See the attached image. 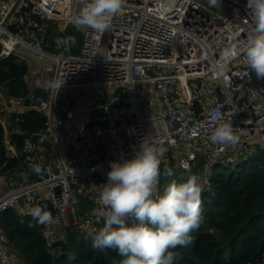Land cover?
I'll return each instance as SVG.
<instances>
[{
  "label": "built area",
  "instance_id": "2783aa9c",
  "mask_svg": "<svg viewBox=\"0 0 264 264\" xmlns=\"http://www.w3.org/2000/svg\"><path fill=\"white\" fill-rule=\"evenodd\" d=\"M246 3L222 0L212 7L208 0H124L107 30L98 33L73 23L84 0H22L10 23L14 30L10 24L2 26L12 6V0H2L0 58L29 51L55 62L48 96L15 99L5 109L37 110L47 121L37 143H24L30 177L0 190V222L4 211L24 213L27 204L30 213L45 197L54 217L42 228L47 245L70 227L87 234L101 228L107 210L99 202L98 189L107 180L110 162L131 158L141 143L160 149L161 163L174 157L181 170L201 166L206 187L211 186L215 166L235 164L264 147V78L249 72L244 56L254 27ZM47 21L81 30L80 52H46ZM227 48L234 52L224 61ZM221 61L226 63L223 72L214 70ZM56 83H63L59 90ZM89 89H103V96L89 104L81 128L85 130L69 133L85 138L81 154L69 161L62 154L48 157L44 149L50 134L74 116L72 94ZM220 123L233 125L235 144L211 142ZM33 164L41 166L40 175L32 171ZM81 196L90 201V208L78 215ZM0 264H17L1 223Z\"/></svg>",
  "mask_w": 264,
  "mask_h": 264
},
{
  "label": "trees",
  "instance_id": "16d2710c",
  "mask_svg": "<svg viewBox=\"0 0 264 264\" xmlns=\"http://www.w3.org/2000/svg\"><path fill=\"white\" fill-rule=\"evenodd\" d=\"M48 33L45 51L53 54H78L83 43V33L72 25L65 27L55 21H47ZM11 30L15 26L11 25ZM72 37L75 44L69 51L56 45L57 38ZM2 43L0 42V53ZM29 72L27 61L12 54L0 58V87L6 89L10 97L29 101L31 88L26 81ZM35 95L44 93L35 90ZM47 116L29 109L18 115L17 122L10 128L11 143L16 146L17 155L8 156L5 142V127L0 122V175H9L26 168V154L23 147L26 139L34 144L46 128ZM174 157L161 163V171L176 169L170 177L181 180L187 172L198 174L201 179V166L188 171L174 165ZM167 164V165H166ZM167 166V167H166ZM22 180V179H21ZM213 190L201 195L202 223L193 233L192 242L186 247H177L175 264H259L264 261V147L258 148L247 159L234 166L223 167L213 175ZM164 184L160 189L166 186ZM43 206L53 214L51 203L41 199ZM1 226L11 248L25 264H121L123 257L116 251L96 250L87 233L80 228L67 229L68 243L59 241L47 245L43 235V225H37L30 214L15 209L2 213ZM105 220L101 227H103ZM73 242H76L74 244ZM66 243V244H65ZM62 251V252H61ZM59 252V255L56 254ZM74 255L75 259H69Z\"/></svg>",
  "mask_w": 264,
  "mask_h": 264
},
{
  "label": "clouds",
  "instance_id": "9594fccd",
  "mask_svg": "<svg viewBox=\"0 0 264 264\" xmlns=\"http://www.w3.org/2000/svg\"><path fill=\"white\" fill-rule=\"evenodd\" d=\"M221 2L208 0L212 7L221 5ZM123 3L124 0H84V6L73 23L98 33L104 32L109 27L110 19L121 11ZM246 8L251 13L254 27L248 32L244 56L249 72H254L261 79L264 78V0H247ZM74 44L72 37L56 39L57 47L65 51H69ZM233 52L232 48L225 49L223 60L230 59ZM29 53L35 55L29 51L24 54ZM17 55L20 57L23 54ZM213 67L223 72L226 63L217 62ZM62 84L56 83L55 87L59 90ZM210 139L212 143L221 145L237 142L231 123L218 124ZM161 155L157 147L141 143L131 158L120 157L110 162L107 180L98 189L99 202L107 210L105 223L86 235L85 239L91 241L93 249L116 251L123 257L121 264H175L178 254L173 250L188 246L193 240V233L202 223L201 195L207 188L203 185V179L189 171L184 178L172 180L161 191ZM245 159L247 157L235 164ZM31 169L37 175L42 173L38 164L31 165ZM167 175L172 176L173 172L169 169ZM209 187L212 194L213 180ZM30 215L37 225L54 222L51 212L43 206L33 207ZM69 259H75L74 255Z\"/></svg>",
  "mask_w": 264,
  "mask_h": 264
},
{
  "label": "crops",
  "instance_id": "0c3cea01",
  "mask_svg": "<svg viewBox=\"0 0 264 264\" xmlns=\"http://www.w3.org/2000/svg\"><path fill=\"white\" fill-rule=\"evenodd\" d=\"M60 25L63 27L67 26L62 23ZM20 57L25 61H27L29 65V72L26 76V81L31 88V92H32L31 94L35 95L34 93L35 90L44 91L45 89H48L51 86L52 79H45V77L43 78V76L40 74L44 64L43 58H40L37 55H32L30 53L23 54ZM34 74H36V76H34ZM39 94L45 96L49 95L48 92L46 94L45 93H39ZM72 96H73L72 99L74 100V105H70V108L73 110L74 116L72 118H68L64 120V122L57 127V130L54 133L50 134L51 138L50 137L48 138L47 146L44 149L45 154L53 159H58L60 154L63 155L66 161H69L70 159L77 157L79 154H81L79 145L80 144L84 145L85 142V138L78 135L76 137L71 136L69 133L70 131H74L77 133L85 130L81 128L86 120V111L89 104L95 98H91L90 102L85 106L80 100H77V102H75L74 95L72 94ZM96 98L98 97L96 96ZM15 99L16 98L10 97L7 94L5 88L0 87V122L5 127V134H6L5 142L7 146L8 156L10 157L16 156L18 153L16 146L13 143H11L10 128L14 125L15 122H17L18 115L23 113L24 110H26L23 107H12L9 110H5L8 107V105L10 104L13 105ZM63 99L65 101H69L67 97ZM69 104L70 102H68V105ZM30 175H31V171L29 169L23 171L22 168L7 176L0 175V190L6 191L14 185H18L22 182H25L26 177H30ZM44 198L45 197H43L42 199ZM89 208H90V201L85 196H81V203L77 209L78 215L87 212ZM22 211L24 212V214H30L28 213L29 207L27 204L23 205ZM66 235H67V231L65 230L60 231L58 233L57 243L59 241H65L66 243H68L70 239H67L68 236ZM73 243L76 244V242ZM12 252L16 258L17 264H25L21 259H19L16 252L13 249ZM56 254L59 255V252H56Z\"/></svg>",
  "mask_w": 264,
  "mask_h": 264
},
{
  "label": "rangeland",
  "instance_id": "374dc122",
  "mask_svg": "<svg viewBox=\"0 0 264 264\" xmlns=\"http://www.w3.org/2000/svg\"><path fill=\"white\" fill-rule=\"evenodd\" d=\"M0 2H1V0H0ZM42 58H43V61H44L43 63L44 64H43V68L41 69L40 74L43 76V78L45 77V79H52L53 80V66H54V62L55 61L52 58H49V57H47V58L46 57H42ZM34 76H36V74H34ZM218 85L219 84H217V86ZM49 89H50V87L48 89H45L44 93L46 94L49 91ZM96 96L99 99L102 98L103 89H89V90H86V91H82L80 93H77L76 97L74 96V99H75V102H77V100H80L86 106L90 102L91 98H96ZM174 162H175L174 165H169V166L175 167L177 165V161L174 160ZM25 169L26 168L24 167L23 171H25ZM222 169H223L222 166H215L213 168V173L216 174V172H220ZM164 170L161 171L160 188L164 185L162 183V179H164L165 181H167L166 183H168L170 181V177H171V176L167 175V171H166V173H164ZM170 170L173 172L176 169L173 168V169H170ZM203 188H204V186H203ZM204 190L210 192V187L204 188Z\"/></svg>",
  "mask_w": 264,
  "mask_h": 264
},
{
  "label": "water",
  "instance_id": "95a60500",
  "mask_svg": "<svg viewBox=\"0 0 264 264\" xmlns=\"http://www.w3.org/2000/svg\"><path fill=\"white\" fill-rule=\"evenodd\" d=\"M22 0H15L10 11L2 22V26H8L11 23L12 17L16 14L17 8ZM47 136V135H46Z\"/></svg>",
  "mask_w": 264,
  "mask_h": 264
}]
</instances>
